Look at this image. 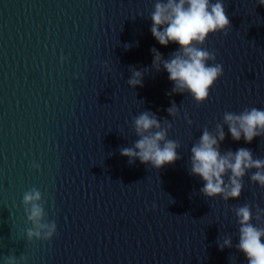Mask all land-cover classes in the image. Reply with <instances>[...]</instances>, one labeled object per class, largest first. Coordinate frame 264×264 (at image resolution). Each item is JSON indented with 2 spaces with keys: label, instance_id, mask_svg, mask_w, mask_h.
I'll return each mask as SVG.
<instances>
[{
  "label": "water",
  "instance_id": "obj_1",
  "mask_svg": "<svg viewBox=\"0 0 264 264\" xmlns=\"http://www.w3.org/2000/svg\"><path fill=\"white\" fill-rule=\"evenodd\" d=\"M155 2L0 0V264L13 255L18 264H247L233 208L251 205L252 223L264 227V215L255 219L264 188L249 172L238 199L206 198L188 161L224 112L264 109V6L222 0L231 28L202 47L223 75L197 104L168 95L164 70L146 72L142 87L127 84L130 67L151 69L150 49L167 59L179 47L152 36ZM144 110L168 119V138L180 143L182 158L159 170L120 154L138 139L131 122ZM224 131L222 152L243 147L264 158V137L246 144ZM31 188L57 225L51 240L26 237L22 197ZM227 236L233 247L221 251Z\"/></svg>",
  "mask_w": 264,
  "mask_h": 264
},
{
  "label": "clouds",
  "instance_id": "obj_2",
  "mask_svg": "<svg viewBox=\"0 0 264 264\" xmlns=\"http://www.w3.org/2000/svg\"><path fill=\"white\" fill-rule=\"evenodd\" d=\"M258 4L264 6V0H258ZM150 19L151 34L161 46L175 43L179 47L167 59L155 47L150 49L153 55L151 69L130 67L131 76L127 84L131 88L142 87L146 72L164 70L173 83L168 95L188 93L197 104L207 101L210 90L223 75V66L215 63V52L202 45L209 35L218 32L227 35L231 28L222 0H156ZM166 111L173 119L180 115L175 102ZM184 118L192 123L187 115ZM225 126L233 141L243 139L250 144L255 138L264 137V109L246 108L238 114L224 112L222 123H217L213 131L205 127L190 148L189 173L204 182L200 193L206 198L221 197L227 202L241 196L243 179L249 172L251 182L264 188V158H254L253 152L243 147L222 152L220 145L226 139ZM131 128L138 139L130 147L120 149V154L128 158L129 164L138 159L142 164L159 170L182 158L177 152L180 143L168 138L172 128L168 119L158 118L150 110H144L133 117ZM33 167L38 168L39 165L34 164ZM22 204L31 225L26 229L27 239L51 240L57 234V225L45 218L42 193L36 188L29 189L23 194ZM233 212L239 224V242L235 248L244 254L247 264H264V227L252 223V206H237ZM262 215L264 210L257 207L255 219L260 220ZM217 243L221 251L233 247L231 236ZM6 264H18L17 257H7Z\"/></svg>",
  "mask_w": 264,
  "mask_h": 264
}]
</instances>
